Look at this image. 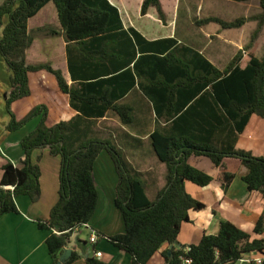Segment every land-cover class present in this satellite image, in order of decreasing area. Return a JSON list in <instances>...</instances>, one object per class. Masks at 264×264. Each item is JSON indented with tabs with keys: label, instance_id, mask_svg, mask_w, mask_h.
I'll return each instance as SVG.
<instances>
[{
	"label": "trees",
	"instance_id": "16d2710c",
	"mask_svg": "<svg viewBox=\"0 0 264 264\" xmlns=\"http://www.w3.org/2000/svg\"><path fill=\"white\" fill-rule=\"evenodd\" d=\"M110 1L5 0L0 5V29L3 28L0 55L11 72V89L6 94L10 122L6 130L16 132L40 117L36 129L21 141L25 155L23 168L12 163L3 167L0 217L19 213L16 204L19 196H28L34 203L39 201L41 168L33 162V152L47 149L51 156L59 157V200L50 218L39 223L42 230L54 231L46 245L52 264H58L75 231L87 226L95 215L99 192L94 167L99 156L107 152L118 174L115 206L125 226L123 234L108 237V240L131 256L130 264H148L165 244L174 246L170 254L164 253L165 264H181L183 258L194 264H236L245 255L261 252L264 238H253L231 222H222L217 235H204L198 245H179L178 237L182 225L191 222L190 211L205 209V204L187 192L186 183L204 188L213 182L210 175L189 164L192 155L208 157L220 169L217 180L225 191L235 175L227 172L224 160H239L248 171L243 177L248 191L259 192L264 200V157L236 148L251 119L255 116L264 120V53L257 58L239 52L228 67L220 71L189 48L185 49L193 57L181 56L174 38L148 41L134 28L126 30L119 10ZM50 2L57 7L68 44L69 67L82 74L80 80H91L79 83L80 88L70 87L62 72L50 63L27 62V51L34 43L28 23ZM259 2L262 12L253 18L258 26L245 50L253 47L264 27V0ZM150 8L156 9L159 19L165 23L161 1L144 0L141 13L147 14ZM5 18H8L6 25ZM217 22L228 29L241 27L245 19ZM40 71L55 76L60 90L70 96L71 107L79 115L49 127V110L45 105H38L21 120L16 118L13 103L31 95L29 74ZM136 86L155 108L163 104V110L170 108L167 114L176 123L196 116L193 111L199 112L198 117L203 114L204 118L219 122V127L207 132L209 136L204 140L176 139L163 130L151 134L154 152L166 166V185L153 200L147 195L143 174L110 140L99 139L93 130L97 123L87 119L98 120L107 112L115 111L124 125H132L133 117L123 113L117 102ZM227 126L230 128L226 129ZM220 132L223 137L231 135L230 142L224 144L223 138L218 140V136H222ZM254 235H264V211ZM81 258L75 252L65 264H74ZM86 264L106 263L91 256Z\"/></svg>",
	"mask_w": 264,
	"mask_h": 264
},
{
	"label": "crops",
	"instance_id": "0c3cea01",
	"mask_svg": "<svg viewBox=\"0 0 264 264\" xmlns=\"http://www.w3.org/2000/svg\"><path fill=\"white\" fill-rule=\"evenodd\" d=\"M4 1L0 0V5ZM160 1L162 4V0ZM252 1L245 3L231 2L234 4H250ZM130 2L132 3V0L110 1L119 10L121 21L126 30L134 28L148 41L174 38L178 41L177 47L179 50L183 47L180 52L178 50L181 56L193 57L191 52L185 49L189 48L201 54L220 71L225 70L239 52H242L244 56H255L254 51L264 35L263 27L253 47L245 50L258 26V21L253 18L260 15L262 10L255 16H249L245 13L231 19H226L221 14L203 17L204 7L202 5L193 4L191 0H185L184 15L182 16L183 28L178 33V10L181 0L175 1L176 10L174 9L175 4L172 5V16L167 14L162 4L166 15L165 23L159 19L154 8H150L145 15L141 13L144 0H137L138 10L136 11L135 8V16H133L131 9L135 4L131 8ZM49 4H54V2ZM192 12H195V16L191 14ZM149 16H153L155 23L161 27L152 26L148 22V18H151ZM53 18L52 22L47 20L38 26L42 43L37 44L36 39L34 40L27 53V62L28 54L37 58L41 57L40 53L43 52L44 57L49 62L43 61L41 63H50L54 69L62 72L70 87L77 86L76 88H80L79 83H88L91 80L89 78L80 80L79 77H83L82 74L76 71L73 72L69 67L68 44L62 33L57 9ZM5 19L4 25L8 23ZM239 19H245V22L237 28L226 29L217 22V20H221L232 23ZM2 35L3 28L0 29V40ZM54 38H57V41ZM0 75L1 182L5 165L12 163L17 168H23L25 155L21 141L36 129L40 117L35 118L16 132L6 130L10 122V116L6 110V94L11 89V72L1 55ZM29 83L31 95L16 101L12 105V110L18 120L24 118L38 105L47 106L49 110L47 125L49 127L63 121H70L79 115L71 107L70 96L60 90L54 75L46 71L30 73ZM117 106L121 108L123 113L133 117L134 122L132 125H124L121 117L115 111L107 112L103 118L98 120L95 118L87 119L97 123L93 130L99 139L110 140L118 149L123 151L131 165L143 174V179L147 185V195L151 200L155 199L166 185V166L159 161L154 152L150 140L151 134L156 130H163L166 132L165 134L176 139L204 140L209 136L206 134L207 132L219 127V122L216 123L214 119L204 118L203 114L198 117L199 112L197 111L192 112L196 116L186 117L180 123L174 122L167 114L170 108L163 110L165 104L155 108L154 104L138 86L119 100ZM227 128L230 127L227 126ZM248 130H251L250 134H247ZM220 135H222V132H220ZM230 136L228 138V136L223 137L222 135L218 136L217 139L221 140L223 138L224 144H227V142H230ZM252 142L256 143L255 147H258L259 151H256L258 157H264V120L255 116L251 119L245 132L239 137L236 148L241 150V146L246 151L245 149H249ZM104 153L112 162L107 152H103L98 160ZM32 160L35 164H39L41 168V197L38 202L34 203L28 196H19L16 198L19 213L5 214L0 217V264L53 263L46 240L54 231L42 230L39 223L50 218L51 211L59 200L61 160L59 157L51 156L47 149L34 151ZM104 162L106 166H110L107 159ZM224 163L227 172L235 175V180L226 191L217 180L220 169L216 168L208 157L192 155L189 158V164L210 175L213 182L204 188L190 182L186 183L187 192L193 198L205 204V209L190 211L191 222L182 225L178 237L179 245H198L204 235H217L222 222L233 223L243 231L253 235V238H264V235L262 237L254 235L256 223L264 211L262 195L259 192L248 191L247 185L243 181V177L248 171L239 160L226 158ZM94 178L99 192V202L92 221L87 226L80 227L75 231L78 234V244L74 247L73 253L77 252L82 258L74 264H86V259L91 256L102 260L106 264H130L131 256L114 247L108 240V237L125 232L123 217L115 206L119 181L116 169L115 167H96L95 164ZM84 231L89 233V238L83 237ZM93 235L97 236L96 244L91 243ZM173 249L174 246L163 245L148 264H165L164 253L170 254ZM97 253H101V256H97Z\"/></svg>",
	"mask_w": 264,
	"mask_h": 264
},
{
	"label": "rangeland",
	"instance_id": "374dc122",
	"mask_svg": "<svg viewBox=\"0 0 264 264\" xmlns=\"http://www.w3.org/2000/svg\"><path fill=\"white\" fill-rule=\"evenodd\" d=\"M175 1L176 0H162V4L164 6V9L166 10V12L169 16H172V14H173L172 5L175 4ZM191 2L193 4L202 5L204 7L203 17H205L207 15L221 14L226 19H231V18L237 17L239 15L241 16V14H245V13L248 14L249 16L250 15L255 16V15H258V13H260V11H261L258 0H254L250 4H234L231 1H226V0H191ZM137 3H138L137 0H132V3L130 2L131 8L133 7V4H135L133 9H131L133 11V16H135L134 15L135 8H136V11L138 10ZM180 3H181L180 8L178 10V16H179V18H178V25H179L178 33H180L181 29L183 28L182 16L184 15L183 6L185 3V0H181ZM55 6H54V4H49L43 11H41L36 17L32 18L28 23V32L34 38V40L36 39L37 44H40V42H41V35L38 31V26L47 20H50L49 22H52V20L54 19L53 15H54V13H56V9H57V7L55 9ZM174 9L176 10V4L174 6ZM191 14L193 16H195V12H192ZM149 17H151V18H148V22L152 26H155L156 28L161 27L159 24L155 23V18L153 16H149ZM5 21H8V18L5 19ZM134 22H137V21H134ZM54 39L57 41V38H54ZM263 48H264V35L261 38L259 46L254 51L255 56L257 58H261L263 56V53H264ZM28 51H27V53H28ZM40 55H41V57L34 58L28 54V63L39 64L43 61L49 62V60L46 57H44L43 52L40 53ZM0 78H1V75H0ZM250 133H251V130H248L247 134H250ZM255 144L256 143L252 142L251 147L249 149H245V150L247 152H251L255 156H258L256 154V151H259V150H258V147H255ZM243 148L240 146L241 150H243ZM105 159H107L109 161L110 166L105 165V162H104ZM96 167H114V166H113V163L110 161L109 157L107 156V154L104 153V155H102L100 157V159L98 160V162L96 163ZM83 237L89 238V233L87 231H84ZM236 264H240V263L237 262Z\"/></svg>",
	"mask_w": 264,
	"mask_h": 264
},
{
	"label": "built area",
	"instance_id": "2783aa9c",
	"mask_svg": "<svg viewBox=\"0 0 264 264\" xmlns=\"http://www.w3.org/2000/svg\"><path fill=\"white\" fill-rule=\"evenodd\" d=\"M91 243H97V236L93 235L91 238ZM97 256H101V253H97ZM240 264H264V249L261 252H255L245 255L242 259L238 261ZM181 264H194L192 260L183 258Z\"/></svg>",
	"mask_w": 264,
	"mask_h": 264
},
{
	"label": "water",
	"instance_id": "95a60500",
	"mask_svg": "<svg viewBox=\"0 0 264 264\" xmlns=\"http://www.w3.org/2000/svg\"><path fill=\"white\" fill-rule=\"evenodd\" d=\"M78 244V234L75 233L66 245L64 253L60 256L58 264H65L73 255V249Z\"/></svg>",
	"mask_w": 264,
	"mask_h": 264
}]
</instances>
